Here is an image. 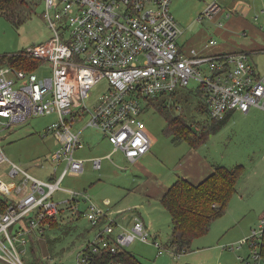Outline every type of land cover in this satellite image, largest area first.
Listing matches in <instances>:
<instances>
[{
    "label": "built area",
    "instance_id": "built-area-1",
    "mask_svg": "<svg viewBox=\"0 0 264 264\" xmlns=\"http://www.w3.org/2000/svg\"><path fill=\"white\" fill-rule=\"evenodd\" d=\"M171 1L43 0L49 38L14 53L37 60V67L0 66L2 128L31 116L55 114L57 119L42 136L53 135L58 148L51 159L56 168L63 165L57 176L56 168L51 171L54 180L42 179L10 161L0 144V173L9 162L4 173L11 178H0V264H27L22 258L24 247L32 239L39 240L50 222L56 221L59 204L71 203L78 211L80 201L86 204L82 214L93 227V235L77 254V264H91L94 255L116 253L136 240L153 245L157 255L163 249L180 254L170 245L163 248L140 215L134 213L129 222L118 223L111 217L108 199L99 206L86 191L60 186L68 172L84 171L86 160L74 154L84 146L85 127L97 129L113 152L121 151L134 162L151 147L140 117L141 100L185 88L191 80L202 93L210 119H223L233 111L247 113L251 107L264 110V72H257L243 51L202 55L194 48L183 50L178 42L183 30L170 10ZM222 12L213 0L198 20ZM215 42L210 38L209 44ZM43 67L49 75L37 73ZM103 79L107 89L90 109L86 99ZM83 119L82 127L74 128ZM110 156L91 159L93 167L101 168L102 159ZM57 190L69 193L70 198L54 201ZM263 229L262 219L259 228L240 241H248L251 248L247 257H239L244 264H264L259 252Z\"/></svg>",
    "mask_w": 264,
    "mask_h": 264
},
{
    "label": "rangeland",
    "instance_id": "rangeland-1",
    "mask_svg": "<svg viewBox=\"0 0 264 264\" xmlns=\"http://www.w3.org/2000/svg\"><path fill=\"white\" fill-rule=\"evenodd\" d=\"M212 1L170 2V10L183 30L178 38L179 43L184 41V44L190 45L191 42L199 41L209 44L212 38L216 41L214 44L238 45L251 39L257 40L256 37L252 38L251 29L264 32V0H217L223 8L222 14L212 19L203 17L198 20V16ZM43 10L44 3H40L20 23L0 14V56L20 52L49 38L50 30L42 15ZM227 12H231V15L227 16ZM239 19L241 22H238ZM242 31L246 32L245 36ZM247 57L257 72H264V51L247 53ZM37 73L45 76L50 74L46 67ZM107 86V81L103 79L92 88L86 99L88 108H92ZM195 86L196 82L191 80L185 88L156 96L152 104L149 99L141 100L143 111L140 117L145 123L151 147L138 163L128 161L121 151L113 152V146L97 129L85 127L81 137L84 146L74 154L86 160L84 171L68 172L60 186L77 192L86 191L89 199L99 206H102L103 200L108 199L109 210L113 213L111 217L118 223L125 224L122 217L128 212L127 209L137 206L145 223L150 225V234L163 248L168 247L167 241L172 231L171 217L151 192L155 190L156 178L172 177L174 172L177 173L175 166L189 149L186 141H172V135L166 132V115H178L180 107L184 106L179 102L180 95L193 90ZM162 102H166V111L157 105ZM195 104L193 98L191 106L186 109L184 106L181 113H185L187 119L205 120V115L194 108ZM56 119L53 113L39 114L4 129L0 124V144L7 158L34 176L54 180L50 173L56 165L52 162L51 154L57 150L58 142L53 135H42L46 127ZM85 121L83 119L80 124L76 123L74 128L78 125L81 128ZM193 126L198 131V126ZM196 152L210 164L243 166L240 179L246 176L248 187L243 192L236 187L226 212L211 222L205 235L193 239L186 252L174 255L163 249V254L157 255V248L137 240L125 246L142 264H244L239 257H247L251 251L248 241H240L249 236L252 230H257L261 220H264V121L252 125L236 114L218 130L211 131L196 147ZM109 153V158L102 159L101 168L95 169L91 159ZM9 166V162L1 166L0 178L4 181L11 179L4 173ZM62 168L63 165L56 168V176ZM69 198L70 194L62 190L53 194L56 202ZM59 206L61 211L55 225H48L44 235L39 238L38 252L35 254L31 243L24 247L25 255L22 258L27 264H40L39 260L45 264H77V254L92 237L93 227L82 214L85 203L79 202L78 211L68 202L60 203ZM36 256L39 257L38 261Z\"/></svg>",
    "mask_w": 264,
    "mask_h": 264
},
{
    "label": "trees",
    "instance_id": "trees-1",
    "mask_svg": "<svg viewBox=\"0 0 264 264\" xmlns=\"http://www.w3.org/2000/svg\"><path fill=\"white\" fill-rule=\"evenodd\" d=\"M43 0H0V14L11 17L22 22L30 16L32 11ZM14 66L20 69L33 70L37 67L35 59L22 57L16 54L0 56V66ZM196 101L194 108L200 114L205 115V120L187 119L181 111L189 108ZM149 103L155 101V97L149 98ZM179 102L184 106L180 107V113L174 116H167L166 132L172 135L174 143L186 141L190 147L196 148L203 142L211 131L218 130L227 120L210 119L207 108L202 99V93L193 89L184 92L179 97ZM161 110L166 111V102L157 104ZM198 121L196 124L195 122ZM197 125L198 131L193 127ZM243 166L236 165L228 168L215 165L213 172L205 177L200 183L192 184L183 177H178L160 198L161 205L171 217L172 231L167 241L168 245L174 248L175 252L183 253L189 249L193 239L205 235L211 222L226 212L231 196L236 192L237 183L243 173ZM55 225V220L51 221ZM35 254L38 252L39 240L32 239ZM259 252L264 258V229L259 240ZM39 257L36 256V261ZM40 264H45L39 260ZM38 263V262H37ZM91 264H142L134 254L123 248L116 253L100 252L93 256Z\"/></svg>",
    "mask_w": 264,
    "mask_h": 264
},
{
    "label": "crops",
    "instance_id": "crops-1",
    "mask_svg": "<svg viewBox=\"0 0 264 264\" xmlns=\"http://www.w3.org/2000/svg\"><path fill=\"white\" fill-rule=\"evenodd\" d=\"M262 1V0H261ZM212 19V18H210ZM238 22H241L240 19ZM219 27V26H218ZM244 30V29H242ZM251 36L252 38L249 42L238 44V45H228L226 43L222 44H202L199 41L191 42V44H184V41L180 42V47L185 50L186 52L189 51L191 48H194L197 50L199 54L202 55H212V54H218L222 52H246V53H252L256 51H264V32L263 30L258 29H251ZM243 36L246 35L245 31L241 32ZM184 44V45H183ZM263 73V72H261ZM238 114V117L243 118L244 120L248 121L250 124L254 125L258 121L263 120L264 121V110L257 108V107H251L247 113H242L239 111H233L229 112L226 116H228V119H233V117ZM103 136V135H102ZM104 137V136H103ZM105 138V137H104ZM150 150V149H149ZM146 154V153H145ZM144 154V155H145ZM198 154V155H197ZM142 155L140 158H138L135 163L138 161H141ZM102 157V156H101ZM178 165L175 166V171L177 173H173L172 177H162L160 179L156 178V186L155 190L151 192L152 195L156 196L159 200L164 195L168 187L178 178L183 177L187 179L192 184H198L200 183L205 177L210 175L215 165H220L218 163L216 164H210L205 158H203L199 153L196 152V148L190 147L189 149L184 152V154L181 156L180 160L177 163ZM238 164V163H237ZM221 166H225L228 168H233V166H226L224 164H221ZM174 178V179H173ZM172 180V181H171ZM170 182V183H169ZM239 189L244 191L248 187V181L246 179V176L242 177L238 185ZM137 206H132L127 209L126 215H124L122 218L124 219L125 223L129 222L131 220V217L134 215V213L140 215L142 218L143 216L141 213H139ZM125 211V210H123ZM121 211V212H123ZM145 221V219L143 218ZM148 226H150L148 224ZM150 228V227H149Z\"/></svg>",
    "mask_w": 264,
    "mask_h": 264
}]
</instances>
